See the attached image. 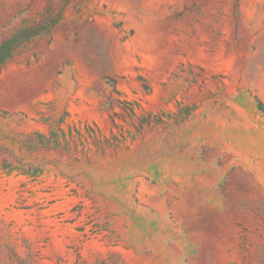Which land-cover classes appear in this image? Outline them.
Instances as JSON below:
<instances>
[{
  "label": "rangeland",
  "instance_id": "rangeland-1",
  "mask_svg": "<svg viewBox=\"0 0 264 264\" xmlns=\"http://www.w3.org/2000/svg\"><path fill=\"white\" fill-rule=\"evenodd\" d=\"M0 264H264V0H0Z\"/></svg>",
  "mask_w": 264,
  "mask_h": 264
}]
</instances>
